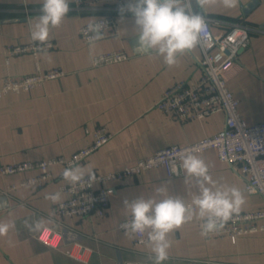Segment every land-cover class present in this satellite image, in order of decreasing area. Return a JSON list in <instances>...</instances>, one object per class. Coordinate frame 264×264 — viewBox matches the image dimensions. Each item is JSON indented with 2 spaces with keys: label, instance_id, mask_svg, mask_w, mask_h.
Listing matches in <instances>:
<instances>
[{
  "label": "crops",
  "instance_id": "crops-1",
  "mask_svg": "<svg viewBox=\"0 0 264 264\" xmlns=\"http://www.w3.org/2000/svg\"><path fill=\"white\" fill-rule=\"evenodd\" d=\"M43 0H0V86L7 76H22L38 69H64L61 77L19 92L9 91L0 98V164L37 160L57 155L70 156L90 143L99 125L113 136L99 149L79 162L85 173H106L174 144L186 145L217 134L225 125L223 111L201 120L184 123L172 119L156 107L163 92L179 80L196 82L201 76L198 45L181 55L174 66H166L154 54L134 50V19L131 13L114 12L118 35L95 42V47L80 39L79 27L104 14V9L70 11L57 28L51 29L47 41L54 46L34 57L30 53L7 56V47L31 41L30 25L41 14ZM129 0L121 3L124 8ZM192 9L210 19L214 31L232 23L243 22L250 28L251 44L239 49L226 82L239 100V111L248 124L264 121V0H192ZM124 49L130 58L117 63L93 67L92 56ZM208 166V174L218 184L237 187L244 196L240 211L264 208L258 193L245 190V180L236 166L221 161L215 149L194 152ZM75 165V166H77ZM51 167L52 178L40 188L19 185L22 178L36 171L0 176V195L7 206H0V223L14 222L0 235V264H123L125 261H154L145 243L134 244L133 236L119 228L130 215L124 201L156 194L165 186L170 195L191 203L195 181L186 183L183 172L170 177L163 166L142 171L121 181L105 183L112 189L110 205L103 217H63L56 204L46 199L59 192L62 201L67 193L62 172ZM15 189L4 193L9 184ZM1 205V203H0ZM35 221L58 231L69 228L80 235L81 243L92 249L88 263L77 261L36 238ZM264 222V221H263ZM169 264H264V229L240 236L235 242L228 236L201 235V221L193 219L168 237Z\"/></svg>",
  "mask_w": 264,
  "mask_h": 264
},
{
  "label": "built area",
  "instance_id": "built-area-1",
  "mask_svg": "<svg viewBox=\"0 0 264 264\" xmlns=\"http://www.w3.org/2000/svg\"><path fill=\"white\" fill-rule=\"evenodd\" d=\"M78 12L93 9H104L106 12L96 19L84 23L78 33L83 43L89 44L88 37L92 33L86 32L87 26L96 20L105 27L101 38L106 39L118 35L119 25L114 12L123 8L121 3L126 0H74ZM206 22L198 47L201 51L199 66L201 76L191 83L179 80L169 86L156 103V107L181 123L191 120H201L216 112L223 111L226 116L225 125L217 134L206 136L186 145L174 144L155 151L148 157L139 159L133 165L106 173L94 172L96 180L88 185L85 179L72 185L69 182L61 186L67 197L56 204L55 210L60 218L63 217H103L110 205L112 189L105 183L121 181L130 176H137L146 169L163 166L170 177L181 174L171 172L172 162L179 166L182 154L186 150L192 152L213 148L221 161L236 166L245 180V190L248 193H258L264 200V121L248 124L239 111V100L234 96L226 82V73L236 60L241 48L251 44L250 28L243 22H235L227 29L214 31L209 17L202 16ZM97 40V41H99ZM52 41L44 43L31 41L26 44H14L7 47V56L30 53L37 57L42 50L52 48ZM130 58L124 49H117L98 53L92 56L91 65L98 67L117 63ZM64 69L54 67L47 70L38 69L35 73L22 76H7L0 86V98L7 92L29 90L44 83L46 80L61 77ZM113 134L103 125H99L93 132V139L86 146L72 153L70 156L57 155L37 160L14 161L0 164V176L13 175L36 171L35 174L25 176L19 185H32L40 188L52 178L51 167L56 164L64 168L77 165L90 154L104 145ZM16 183L8 185L4 193L17 188ZM190 204V203H189ZM131 221L130 215L119 222ZM264 208L253 211H242L224 223L219 232L210 236H228L233 242L240 236L249 235L264 229ZM202 223V221H201ZM123 230V229H122ZM36 238L46 245L63 252L65 255L88 263L92 249L80 241L65 242L60 231L43 227ZM144 235L133 236L134 244H141ZM123 264H154V261H125ZM163 264H169L163 262Z\"/></svg>",
  "mask_w": 264,
  "mask_h": 264
},
{
  "label": "clouds",
  "instance_id": "clouds-1",
  "mask_svg": "<svg viewBox=\"0 0 264 264\" xmlns=\"http://www.w3.org/2000/svg\"><path fill=\"white\" fill-rule=\"evenodd\" d=\"M225 3L226 6H234L235 0H225ZM69 11V0H43L41 14L30 25L31 39L40 43L47 41L51 29L59 27ZM120 11L131 13L134 19L135 50L162 58L166 66L176 65L181 55L193 50L206 26L204 18L193 11L192 0H129ZM104 27L97 20L87 26L86 32L92 33L88 37L91 47H95V42L101 38ZM170 170L174 174L182 171L186 183L195 181L196 191L190 204L183 198L170 195L165 186L158 187L154 196L124 201L131 221L122 223L120 227L130 236L146 237L141 243L150 248L154 264H163L168 259L171 247L168 237L175 229L195 218L202 221L201 235L219 232L244 203V196L237 187L211 180L207 164L192 150L182 154L179 166L172 162ZM86 175L87 186H91L96 180L91 170L85 173L80 166L70 165L62 172L64 180L74 186L81 183ZM46 199L57 203L61 194L52 193ZM14 226V222L0 223V235H5ZM43 226V221H35L30 227L38 231Z\"/></svg>",
  "mask_w": 264,
  "mask_h": 264
},
{
  "label": "water",
  "instance_id": "water-1",
  "mask_svg": "<svg viewBox=\"0 0 264 264\" xmlns=\"http://www.w3.org/2000/svg\"><path fill=\"white\" fill-rule=\"evenodd\" d=\"M131 44L135 50V48L137 47V40L136 38H134V40L131 41ZM136 51V50H135ZM0 206H7L8 204V200L7 197L4 195H0ZM63 238L65 240V242L69 243V242H73V241H77L80 239V235L74 231H72L69 228H63L61 231Z\"/></svg>",
  "mask_w": 264,
  "mask_h": 264
}]
</instances>
